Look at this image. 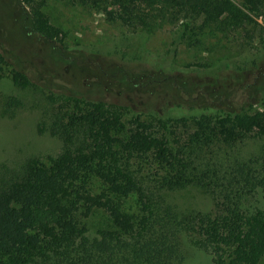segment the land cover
<instances>
[{"label": "trees", "instance_id": "trees-1", "mask_svg": "<svg viewBox=\"0 0 264 264\" xmlns=\"http://www.w3.org/2000/svg\"><path fill=\"white\" fill-rule=\"evenodd\" d=\"M69 1L127 27L148 26L146 10L160 8L177 48L197 30L226 33L264 14V0ZM47 3L0 0V77L23 91L39 89L33 57L59 69L84 66L69 57L66 31ZM245 53L242 66L228 57L205 71L215 78L232 70L238 80L249 72L254 82L258 60L264 80V50ZM147 61L164 64L157 56ZM165 74L150 79L147 108L61 83L50 89L38 129L56 145H33L19 161L0 163V264H264V108L250 103L253 82L241 80L236 92L209 83L213 94L201 102V88L186 99ZM119 82L135 85L125 73ZM162 94L178 99L158 108ZM23 106L22 96H6L2 115ZM192 190L207 203L178 199Z\"/></svg>", "mask_w": 264, "mask_h": 264}, {"label": "rangeland", "instance_id": "rangeland-1", "mask_svg": "<svg viewBox=\"0 0 264 264\" xmlns=\"http://www.w3.org/2000/svg\"><path fill=\"white\" fill-rule=\"evenodd\" d=\"M234 1L238 4L242 2ZM47 4L46 10L52 22L66 31V43L70 46L69 57L81 61L84 66L73 70L64 65L59 69L51 64L48 66L47 60L33 57V61L41 65V77L35 80L39 89L35 90L32 87L23 91L15 86L9 77H0V163L19 161L33 145L42 147L43 150L56 145V141L48 134H41L38 127L44 112L45 98L47 99L51 88L58 87V83L68 85L88 97L103 98L109 102L130 101L134 109L138 106L136 103H140L139 107L147 108L153 107L150 99L153 98L154 90L149 86L150 79L164 78L165 73H169L168 78L171 81L180 83V90L186 99L194 97L197 89L201 88V95L197 97L200 96L198 101L204 102L206 97L211 98L213 94L209 83L216 82L217 85L234 88L236 92V89L240 88L241 80L253 82V76L249 72L238 80L241 75L238 76V72H235L233 77L230 75L232 70L226 74L225 70H222L218 71L220 76L216 74L214 78L215 74H208L205 68L216 69L217 63L228 57H232L233 62L242 66L240 58H244L243 55H246L248 49H254V54L264 50V14L254 16V22L226 33L217 29L214 32L208 29L197 30L188 42L177 48L173 45L171 37L174 25L169 18L163 16L160 8L146 10L149 14L148 26L127 27L120 22L109 20L103 12L79 4L74 5L69 0H48ZM15 18L21 21L18 14ZM2 21L6 26L11 24L7 19L2 18ZM37 46V50L43 49L41 44ZM151 56L161 59L164 63L162 67L152 66V63L147 61ZM8 57V61H20L14 56ZM257 63L258 60L254 62L251 94H254V97L250 103L255 108H264V80L258 69H255ZM89 64H92L94 69L91 70ZM194 64L199 67L195 71L186 68ZM262 67L264 69V66ZM5 68L8 73L11 66ZM122 73L127 74L135 85L130 87L121 84L119 79L122 78ZM223 74L225 75L222 77ZM195 84L199 86H193ZM215 90L219 91L218 88ZM13 94L23 97L24 106L14 115L3 116L4 97ZM239 96L240 94H237L232 99L236 100ZM167 97V94H162L159 98L157 96L155 106L159 108L164 101L171 104L178 99ZM178 199L197 206L208 201L195 190L181 192ZM93 222H101V218L96 216Z\"/></svg>", "mask_w": 264, "mask_h": 264}]
</instances>
